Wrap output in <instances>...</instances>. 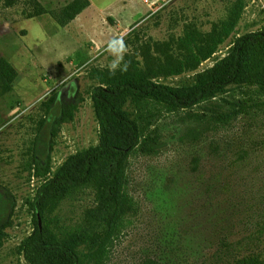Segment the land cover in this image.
Segmentation results:
<instances>
[{
  "label": "rangeland",
  "instance_id": "374dc122",
  "mask_svg": "<svg viewBox=\"0 0 264 264\" xmlns=\"http://www.w3.org/2000/svg\"><path fill=\"white\" fill-rule=\"evenodd\" d=\"M38 1L59 12L73 0ZM89 2L64 27L49 14L24 17L25 0L13 7L0 2V56L18 74L0 96V191L12 196L9 206L0 204V219L10 223L0 264H26L21 246L37 226L33 202L44 181L35 176V161L49 157L48 178L54 177L70 157L98 145L91 91L104 73H113L110 65L127 64L157 82L187 86L239 38L264 30V0ZM65 108L70 120L58 125ZM124 112L141 132L124 170L130 209L109 243L79 248L84 264H142L145 258L215 264L214 251L226 241L264 264L262 90L232 86L186 110L134 99ZM196 128L205 129L198 141L189 136ZM93 205L91 189L73 190L46 223L61 238L83 225Z\"/></svg>",
  "mask_w": 264,
  "mask_h": 264
},
{
  "label": "trees",
  "instance_id": "16d2710c",
  "mask_svg": "<svg viewBox=\"0 0 264 264\" xmlns=\"http://www.w3.org/2000/svg\"><path fill=\"white\" fill-rule=\"evenodd\" d=\"M1 1L7 7H13L19 0ZM25 3L24 17L32 19L49 14L61 27L90 6L89 0H73L59 12H49L38 0H25ZM185 43L189 52L197 53L191 47V41ZM17 75L12 65L0 56V96L10 92ZM232 86H257L264 96V30L239 38L226 57L213 67L196 73L192 84L187 86L172 87L157 82L136 68L119 70L114 74L104 73L103 83L91 91L99 125L98 145L70 157L54 177L48 178L49 157L35 161V176L44 181L33 202L37 226L21 246L25 263L84 264L79 248L84 245L105 246L123 222L124 214L130 209L125 195V165L141 140L138 125L124 112L127 101L153 99L168 108L186 110ZM70 115L71 111L65 108L58 125L68 122ZM204 133L205 129L196 128L190 131L189 136L198 141ZM190 165L192 171L197 172L200 159L194 158ZM80 188L91 189L94 205L84 212L80 228L63 233L61 238L56 237L46 219L55 214L71 191ZM10 199V194L0 191L2 206H9ZM3 219H0V249L4 246L6 229L10 224L8 218L6 221ZM242 251L241 245L221 242L214 251L215 264H263L258 256H244ZM142 264L162 263L145 258Z\"/></svg>",
  "mask_w": 264,
  "mask_h": 264
},
{
  "label": "clouds",
  "instance_id": "9594fccd",
  "mask_svg": "<svg viewBox=\"0 0 264 264\" xmlns=\"http://www.w3.org/2000/svg\"><path fill=\"white\" fill-rule=\"evenodd\" d=\"M126 51V45H121V58H122V53ZM110 69L115 73V71L120 70V71H126L127 70V64H124L121 66L118 62H114L112 65H110Z\"/></svg>",
  "mask_w": 264,
  "mask_h": 264
},
{
  "label": "water",
  "instance_id": "95a60500",
  "mask_svg": "<svg viewBox=\"0 0 264 264\" xmlns=\"http://www.w3.org/2000/svg\"><path fill=\"white\" fill-rule=\"evenodd\" d=\"M39 226H40V228H41V221H40V219H39Z\"/></svg>",
  "mask_w": 264,
  "mask_h": 264
}]
</instances>
